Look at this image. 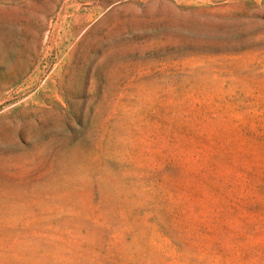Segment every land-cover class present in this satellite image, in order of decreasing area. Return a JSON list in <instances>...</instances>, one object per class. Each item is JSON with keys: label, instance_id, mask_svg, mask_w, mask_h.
<instances>
[{"label": "rangeland", "instance_id": "rangeland-1", "mask_svg": "<svg viewBox=\"0 0 264 264\" xmlns=\"http://www.w3.org/2000/svg\"><path fill=\"white\" fill-rule=\"evenodd\" d=\"M0 264H264V0H0Z\"/></svg>", "mask_w": 264, "mask_h": 264}]
</instances>
